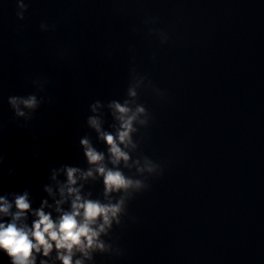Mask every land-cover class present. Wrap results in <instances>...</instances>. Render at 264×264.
I'll return each mask as SVG.
<instances>
[{
    "label": "clouds",
    "instance_id": "1",
    "mask_svg": "<svg viewBox=\"0 0 264 264\" xmlns=\"http://www.w3.org/2000/svg\"><path fill=\"white\" fill-rule=\"evenodd\" d=\"M20 6L26 7L23 3ZM130 94L136 95L134 91ZM8 102L18 116H25L20 105L29 109L35 108L37 105L35 96H29L26 99L22 96H10ZM110 107L115 110V113H119L116 119L121 122V129L115 136L103 134L102 138L110 146L111 162L118 164L121 159L127 161L129 158L128 154L121 149L120 144L126 146L131 143L130 132L134 131L133 121L137 119V113H142L145 109L138 107L135 112H131L129 115L131 110L126 103L122 106L120 103L112 102ZM93 111H95V106H93ZM88 122L99 131V123L95 118H89ZM82 144L85 146L89 163L97 165L96 171L104 176L106 193L124 190V193L134 198L135 192H130L129 189L138 191L142 187V182L126 177L119 169H106L102 163L104 154L94 150L87 139L83 140ZM4 160L5 155L0 153V164H3ZM152 170L151 167L148 169L150 172ZM77 171V168L67 167V183L69 185L67 191L70 194L78 191V189L70 187L76 183L75 173ZM12 172L13 170L9 169L8 175H12ZM84 175L92 176L93 173L88 171ZM46 190L51 191L50 189ZM60 191L63 195L64 188H61ZM13 195L15 196L13 201H9L6 195H0V252H4L10 257V264H36L34 253L42 251L44 256H48L54 246L53 241L55 248L67 250L57 253L63 264H73L72 250L74 246L77 247V250L84 251L86 256L88 253L85 251V247L93 245L102 251H107L111 245H105L103 240L97 238L105 232L106 226H111L114 218L119 224L118 214L125 211L123 198L114 204H102L93 200L82 201L81 197L77 195L72 201V210L66 211L58 219H54L51 213L44 211L43 206L39 209H32L27 191ZM57 211L60 209L57 208ZM29 214L35 217L30 225L26 222ZM98 218H102V223L98 222ZM82 237L87 238L86 245H82ZM41 264H46V262L42 260ZM75 264H83V262L81 259H76Z\"/></svg>",
    "mask_w": 264,
    "mask_h": 264
}]
</instances>
